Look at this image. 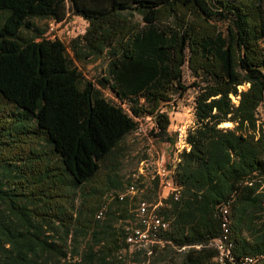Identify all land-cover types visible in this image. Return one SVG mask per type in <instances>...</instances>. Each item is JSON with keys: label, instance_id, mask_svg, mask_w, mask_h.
<instances>
[{"label": "trees", "instance_id": "obj_1", "mask_svg": "<svg viewBox=\"0 0 264 264\" xmlns=\"http://www.w3.org/2000/svg\"><path fill=\"white\" fill-rule=\"evenodd\" d=\"M71 15L88 21L85 43H71L76 57L107 56L97 82L117 101L72 66L63 40L45 36L32 21ZM262 42L264 0H0V264H176L172 241L193 240L200 249H190L180 264H218L214 240L223 232V205L230 210L231 256L264 255L262 244L247 249L237 237L240 214L264 183V122L257 115L264 103ZM187 57L204 82L192 85L194 121L173 167L179 197L157 207L169 221L159 235L163 244L134 246L129 256V229L116 225L113 213L102 219L103 185L116 176L117 147L139 117L150 114L155 138L174 144L169 116L157 106L189 87L182 80ZM23 121H32L25 131ZM79 188L83 200L76 205ZM188 192L192 200L185 201ZM118 194L114 202L124 203ZM262 200L259 194V206ZM189 206L199 213L189 228L194 236L177 240L171 212L177 235L184 230L178 209Z\"/></svg>", "mask_w": 264, "mask_h": 264}, {"label": "rangeland", "instance_id": "obj_2", "mask_svg": "<svg viewBox=\"0 0 264 264\" xmlns=\"http://www.w3.org/2000/svg\"><path fill=\"white\" fill-rule=\"evenodd\" d=\"M32 21L35 27L44 31L45 36L47 37L55 36L64 41V43L67 46L68 58L70 59L72 66L75 67L80 72L81 76L84 79L93 81L96 88H98L106 98L113 101L118 100V98L111 92V90L102 88L97 82L99 78H101L103 75L106 74L107 65H108L107 56L102 55L98 58H94L92 56L78 58L76 57L71 47L72 41H74L75 39H80V40L82 39V36L84 35L85 30L88 26V21L86 19L78 15H71L70 17H68L66 21H64L57 27V30L55 31L54 34L48 33V30L52 28V22H54V20L34 18L32 19ZM21 32L25 33L26 31L22 29ZM80 42L81 43H79V45L82 46L83 43H85V40L82 39ZM261 45L264 47V42H262ZM182 72H183V76H182L183 83L189 86L187 90L183 92L182 95L176 94L171 96L169 100L159 102L157 106L158 112H165L168 114L170 118L169 131L172 132L173 136L174 135L176 136L178 127H183V130H185L186 132L187 127L193 124L194 96L196 94L197 87L192 85L194 82L195 83L204 82L203 78L193 73V71L189 67L188 57L186 58V61L182 66ZM241 87L245 88V85ZM141 101H143V98H141ZM234 101L237 102V99L234 98ZM257 115H258V123L264 122V103L260 105ZM136 121H137L136 129L131 133H129L128 135H126L117 147V149L119 150L118 153L119 163L117 169L115 170L116 176H113V179L110 182L108 183L106 182L108 185H103L106 186L107 188L102 195L103 203L107 204V210L102 219H107L109 215L108 213H113L112 214L114 215L113 222L116 225H121L125 223L124 218L128 213L129 202L126 200L124 201V203H116L114 202L113 195L119 193L118 196H121L125 193V190L128 187L127 185L125 188V185L129 181V176L132 177L133 179L132 184H134V182L138 183V178L136 175L139 174L138 173L140 166L139 164L142 159H148L150 161L148 168L151 171V173L157 172L158 165L162 161L159 160L160 156L162 153L166 152V146L162 144L160 140H157L154 136L155 132L154 130H152L153 127H151V123L153 121L151 115L148 114V116L146 115L144 117H139L138 119H136ZM30 124H32V121H28V122L23 121L20 129L22 131H25ZM231 125L232 123L223 126H231ZM24 133H20V136H23L22 138L25 139L26 141L30 142L33 145L38 144V146H44L45 143L41 138L31 139L32 136L25 137L23 135ZM26 133L25 134L27 136L28 134H31L29 131H26ZM176 144L177 143L175 142L173 147L181 151L182 144L180 148L179 146L177 147ZM157 161L159 162V164L156 166ZM162 164L168 166L164 162V160L162 161ZM101 178L104 177L99 175L100 181ZM98 184L100 183L98 182ZM103 186L99 185V187H103ZM77 193L78 196L76 198L75 204L79 205L83 200L81 188L78 189ZM130 204L133 205V202H130ZM123 209H126L127 211L123 212ZM128 226L131 225H126V227ZM176 264H180L178 259L176 261Z\"/></svg>", "mask_w": 264, "mask_h": 264}, {"label": "crops", "instance_id": "obj_3", "mask_svg": "<svg viewBox=\"0 0 264 264\" xmlns=\"http://www.w3.org/2000/svg\"><path fill=\"white\" fill-rule=\"evenodd\" d=\"M170 135L173 138V134L171 131H170ZM257 137H258V135L255 134V139H257ZM161 142H162V144H164L166 146V152L161 154L159 160H162V161L164 160V162L168 166L174 167L175 164L179 161V156H178L179 151H177V149H175L173 147L174 144H171L169 141L163 140ZM183 147H184V144L181 146V149ZM162 161H161V163H162ZM149 163H150V161L148 159H142L140 161V164H139L140 165L139 166V172H138L139 174L138 175L134 174L138 178L137 190L135 193H133V194L131 193L125 197L124 201L127 200L129 202V206H128V213L126 214V216L124 218V222H125L124 225H133L135 223V220H136L135 219V210H136V207H137L138 202L140 200H146L150 204L151 203L157 204L158 209L161 206L166 205V203L164 201L166 199H168V197H169L168 192L161 190L160 184L156 178V172L151 173V171L148 168ZM158 164H159V162L157 161L156 166ZM252 175H254L257 178V171L252 172L251 176ZM252 180H253V178H251V180H248V178H247L244 181V183L251 185ZM132 183H133V179H132V177L129 176V181L125 185V188L127 185L132 184ZM125 188H124V190H125ZM189 194H190V192L185 193L183 196V200H185V201L192 200V196ZM259 194H262V197H263V200H262V203L260 206H259ZM263 194H264V183L255 189L254 194L251 195L250 204L240 214L239 226L241 225L242 227H241V230H239V232L237 233V237L244 238L246 240V242H248L249 245L246 247L247 249H249L250 246H252V245H258V244L261 245L262 244V246H264V241H262V239H263L262 237L264 236V209L262 208V206L264 205V195ZM253 199L255 200L254 202H252ZM130 202H133V205L130 204ZM178 211L180 213V219L178 221V225L184 230H181V232L179 234L174 235V226L176 224L175 223L176 214H174V211H172L170 219L172 222L174 221L173 222V237L177 240H181V239H183L184 236L186 238L194 236L190 232L189 228L193 224L192 219H194L193 221H196L197 218L199 217V213L195 209H193L192 206L186 207V209H182V207H181L178 209ZM183 211L186 212L187 221H185V222L182 220L183 219V215H182ZM193 214L195 215L194 218L192 217ZM208 218H209V222L211 223V226L209 227V229L213 230V226H212L213 216H210V214H209ZM246 224L249 227H251L252 229H250V228L247 229ZM200 231L202 233L205 232L204 229H201ZM172 243H173L172 247L176 250L175 251L176 253H174V254L177 255V259L179 260V262H182L183 256L190 249H200V247H201V243L194 241V240L189 241V242H185L182 244H174L173 241H172ZM138 249L139 248L130 247L128 249L129 256H131V253H133V251L136 252ZM129 264H135V262L129 261Z\"/></svg>", "mask_w": 264, "mask_h": 264}, {"label": "built area", "instance_id": "obj_4", "mask_svg": "<svg viewBox=\"0 0 264 264\" xmlns=\"http://www.w3.org/2000/svg\"><path fill=\"white\" fill-rule=\"evenodd\" d=\"M54 20L52 22V29L48 30V33H55L57 27L66 21L67 19L63 20ZM52 34V35H53ZM55 37V36H51ZM151 127L156 129L155 121H152ZM183 127H178L175 142L177 139H183ZM157 175L160 181L161 187L164 189L170 190L174 192L173 198H178L177 190H179V186L174 183V180L171 176V170L160 163L158 165ZM134 192V191H132ZM131 192V193H132ZM158 207L157 204H150L145 200H142L138 203L136 208L135 215L137 217V224L134 226L129 227L128 233H130V241H127L131 245L141 246L145 244H152L156 242H161L159 238V234L166 230L169 227V222L164 220L162 216H160L156 212V208ZM264 207V205L262 206ZM103 208H101L100 216L103 215ZM221 213L224 217V227L223 232L220 236H218L214 240V245H224L225 248V256L218 257L221 260V264H264V255H262L258 259H249V254L242 255V256H229L228 250L225 247V216L229 215V209H224V205L220 207Z\"/></svg>", "mask_w": 264, "mask_h": 264}, {"label": "bare ground", "instance_id": "obj_5", "mask_svg": "<svg viewBox=\"0 0 264 264\" xmlns=\"http://www.w3.org/2000/svg\"><path fill=\"white\" fill-rule=\"evenodd\" d=\"M52 29V28H51ZM225 125H229V124H225ZM183 133H185V130H183ZM175 143V142H174ZM176 146L178 147L179 146V148H180V146H181V144L183 145L184 144V134H183V139H177V141H176ZM178 150V149H177ZM179 152H180V150H178ZM178 152V153H179ZM170 170H171V176H172V172H173V167H170V166H167ZM158 170V169H157ZM156 178L158 179V181H159V178H158V175H157V172H156ZM173 178V177H172ZM159 184H160V181H159ZM160 187H161V185H160ZM135 190H136V186H135V184H131V185H129L127 188H126V190H125V193L123 194V195H121L120 196V199L122 200L124 197H126L127 195H129V194H131V192L132 191H134L135 192ZM161 190L162 191H167L168 192V195L169 196H172L173 197V195H174V192L173 191H170V190H167V189H164L163 187H161ZM134 192H132V194L134 193ZM177 193H178V197H179V190H177ZM140 201H142V200H140ZM139 201V202H140ZM161 201V200H160ZM138 202V203H139ZM149 203V202H148ZM161 203V202H160ZM138 206V205H137ZM137 208V207H136ZM221 211V210H220ZM135 212H136V210H135ZM156 212L159 214V212H158V209H156ZM160 215V214H159ZM160 216H162V215H160ZM228 216H230V210H229V215H226L225 216V247H226V249L228 250V255L229 256H231V247H232V241L230 240V232H229V230H228V224H229V219H228ZM135 223L133 224V225H131V226H134V225H136L137 224V217H136V215H135ZM164 219V218H163ZM165 220V219H164ZM169 222V221H168ZM131 226H129V227H131ZM129 227H127V229H129ZM224 227V217H223V215H222V228ZM165 231V230H164ZM163 232V231H162ZM161 232V233H162ZM160 233V234H161ZM159 234V235H160ZM159 238H160V236H159ZM125 240H126V242L127 241H130V233H127V235H126V238H125ZM163 242L164 241H162L161 240V242H156V243H159L160 245H162L163 244ZM153 244V243H152ZM147 245H150V243H148V244H145V245H143V246H147ZM130 246L131 247H134L135 245H131L130 244ZM215 249H216V251H217V255H216V257H215V261L218 263V264H221V260L218 258V257H224L225 256V248H224V245H215ZM261 256H251V257H249V259H258V258H260Z\"/></svg>", "mask_w": 264, "mask_h": 264}]
</instances>
